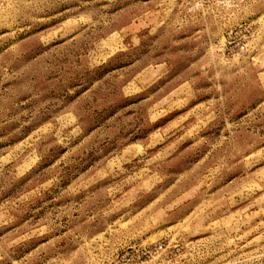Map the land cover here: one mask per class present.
I'll return each mask as SVG.
<instances>
[{
  "label": "rangeland",
  "instance_id": "obj_1",
  "mask_svg": "<svg viewBox=\"0 0 264 264\" xmlns=\"http://www.w3.org/2000/svg\"><path fill=\"white\" fill-rule=\"evenodd\" d=\"M0 264H264V0H0Z\"/></svg>",
  "mask_w": 264,
  "mask_h": 264
}]
</instances>
